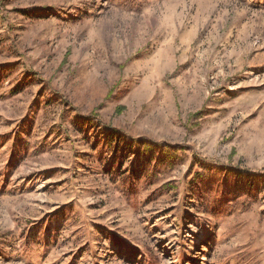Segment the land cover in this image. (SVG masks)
I'll return each mask as SVG.
<instances>
[{
	"label": "rangeland",
	"instance_id": "rangeland-1",
	"mask_svg": "<svg viewBox=\"0 0 264 264\" xmlns=\"http://www.w3.org/2000/svg\"><path fill=\"white\" fill-rule=\"evenodd\" d=\"M0 264H264V0H0Z\"/></svg>",
	"mask_w": 264,
	"mask_h": 264
},
{
	"label": "trees",
	"instance_id": "trees-1",
	"mask_svg": "<svg viewBox=\"0 0 264 264\" xmlns=\"http://www.w3.org/2000/svg\"><path fill=\"white\" fill-rule=\"evenodd\" d=\"M120 141V140H119ZM138 144H139V149H141V148H145V149H142V152H145V153H151V155H152V153H153V148L150 146V145H148V144H146L145 142H143L142 140H140L139 142H138ZM150 148V149H149Z\"/></svg>",
	"mask_w": 264,
	"mask_h": 264
}]
</instances>
